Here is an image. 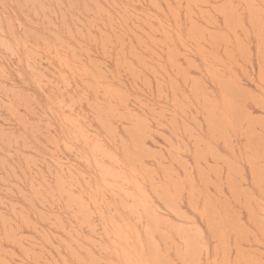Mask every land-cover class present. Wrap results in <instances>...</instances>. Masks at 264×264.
Wrapping results in <instances>:
<instances>
[{"label": "rangeland", "instance_id": "374dc122", "mask_svg": "<svg viewBox=\"0 0 264 264\" xmlns=\"http://www.w3.org/2000/svg\"><path fill=\"white\" fill-rule=\"evenodd\" d=\"M0 264H264V0H0Z\"/></svg>", "mask_w": 264, "mask_h": 264}]
</instances>
